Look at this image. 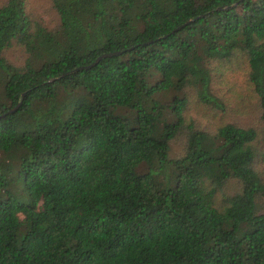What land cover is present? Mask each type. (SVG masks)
Wrapping results in <instances>:
<instances>
[{"label":"trees","instance_id":"16d2710c","mask_svg":"<svg viewBox=\"0 0 264 264\" xmlns=\"http://www.w3.org/2000/svg\"><path fill=\"white\" fill-rule=\"evenodd\" d=\"M51 2L53 30L0 5V264H264V0ZM213 63L260 128L186 115L224 110Z\"/></svg>","mask_w":264,"mask_h":264},{"label":"rangeland","instance_id":"374dc122","mask_svg":"<svg viewBox=\"0 0 264 264\" xmlns=\"http://www.w3.org/2000/svg\"><path fill=\"white\" fill-rule=\"evenodd\" d=\"M3 2L5 0H0V5ZM27 12L30 17L40 21L49 30L59 26V17L51 0H27ZM4 57L8 62L22 66L27 55L22 48L14 45L4 52ZM212 67L219 71L213 73L211 91L222 101L224 110H213L210 107L199 105L192 97L186 115L197 126L207 128L211 132L222 123H230L243 128H260L257 99L247 80L244 68L232 64L233 70H230L228 66L221 67L217 63H213ZM164 99L167 100L168 97ZM121 113L124 111L121 110ZM182 154L183 148L179 142L171 144L170 158H177ZM144 170V166L139 169L141 172Z\"/></svg>","mask_w":264,"mask_h":264},{"label":"water","instance_id":"95a60500","mask_svg":"<svg viewBox=\"0 0 264 264\" xmlns=\"http://www.w3.org/2000/svg\"><path fill=\"white\" fill-rule=\"evenodd\" d=\"M236 5H237V3L233 4L232 7H234V6H236ZM187 23H189V22H187ZM119 54H120V52L109 53V54H103L102 56L98 57V58H97V59H96L91 65L86 66V67H80V68L76 69L75 71H80V70H83V69L88 70V69L92 68L93 66L97 65L98 62H99L101 59H103V58H109V57H114V56H118ZM23 96H24V94L22 95V97H23ZM20 105H21V102H19V104H18L15 108H13L12 110H10L8 113H13V112H15V111L19 108ZM4 116H5V115H2V116H0V118H2V117H4Z\"/></svg>","mask_w":264,"mask_h":264}]
</instances>
